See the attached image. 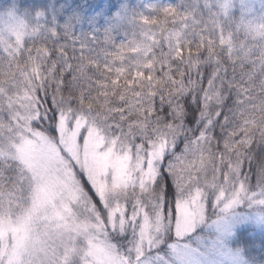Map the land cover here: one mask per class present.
<instances>
[{
  "label": "snow or ice",
  "instance_id": "obj_1",
  "mask_svg": "<svg viewBox=\"0 0 264 264\" xmlns=\"http://www.w3.org/2000/svg\"><path fill=\"white\" fill-rule=\"evenodd\" d=\"M204 7L209 13L205 30L211 26L219 33L216 43L225 51L235 72L236 62L232 59L233 39L243 33L245 45L248 37L256 42L264 40V22L257 25L245 19H231L227 0H204ZM153 8L154 6H149V10ZM161 11L166 16L180 18L174 7H164ZM40 15L42 14L37 13L38 17ZM140 20L145 21L146 17L141 15ZM61 34L66 38L65 43H59ZM148 35L152 43H155V37L151 33ZM37 37L56 44V59L46 66L47 75L41 64L51 58L53 53L46 44L37 45L35 55H32L33 49L25 47L24 38L17 35L0 47V52L7 58L10 67L22 52L28 53L30 65V70H22L20 73L23 82L17 81L13 76L7 84H0V220L7 221L11 218L12 223L23 226L24 229L17 233L15 242L12 233L0 238V248L4 249L0 253V264H91L88 255L89 240L93 244L108 247L112 255L111 264H140L145 256V248L151 249L159 245L157 237L165 225L174 231L177 238L182 239L191 235L205 221L208 194L199 185L200 169L209 158L205 153V145L210 150L213 143L216 145L218 165L211 180L206 178V184L212 188L213 206L221 212H227L244 200L264 206V156L259 163L256 162V157L252 154L253 136L248 133V126L253 121L243 119L237 124L233 120V117L239 118L243 114L251 95L250 89L242 88L236 83L235 77L227 79V68L211 51L206 67L200 65L197 55L187 83L183 78L176 82L177 98L166 99L161 96L157 104L153 97L152 111L159 119L157 127L150 134L121 133L125 136L124 140L120 139L121 134H117V143L126 146L133 158L129 187L134 191L131 198L132 211L129 212L127 189L123 190L125 198L122 203L110 202L108 193L102 198L82 167L60 146L58 125L61 120L71 128L73 122L82 115L72 110V101L65 100L62 93L65 87L72 88L78 77L92 66L85 54L86 43L74 41L70 45L67 43L71 39L70 32L65 30L57 33L53 28L42 25L38 26L35 36L28 39ZM104 40L106 43L111 42L107 32ZM77 42L81 53L80 63L73 66L65 49L72 47L75 52L74 44ZM150 47L151 44H146L144 50L147 51ZM139 49L140 45H135L133 51ZM127 50L128 46L120 45L119 54L114 56V60L124 59L123 53ZM46 83L49 85L48 89L44 87ZM53 83L56 90L50 92ZM9 87L13 89L11 93L8 91ZM41 92L45 97L43 103L38 102ZM261 124L264 125V121ZM86 131L87 128H84L79 132L78 139L81 142ZM260 132L264 135V127H260ZM129 136L131 138L127 139ZM42 137H47L56 145L60 155L68 161L66 167L71 169L70 173H61L59 176L65 185L60 191L59 199L64 200L69 207L73 206L75 200L76 205L82 203L88 211V232L84 235L74 234L55 246H46L39 235L34 236L31 231L32 224L38 221L32 209L36 206L34 189L40 181L44 164L39 155ZM33 141L35 143H31ZM252 165L255 166V187L251 184ZM146 169L150 170V174L145 178ZM110 177L111 173L109 179ZM169 180L171 187L177 192L174 210L171 207L165 208L168 201L164 197L170 193L161 192L162 185L167 187ZM193 180L196 181L194 194L187 192V184ZM136 190H139V195ZM196 197L199 199L196 200ZM193 204L196 206L192 207ZM189 207L192 212L185 218L182 212ZM18 212L22 214L16 219ZM129 227L133 229L135 238L131 254H125L121 251L118 240L115 243L110 241L109 233H118L123 237ZM41 252L44 253L43 256ZM177 255L184 264H196L189 253Z\"/></svg>",
  "mask_w": 264,
  "mask_h": 264
},
{
  "label": "rangeland",
  "instance_id": "obj_2",
  "mask_svg": "<svg viewBox=\"0 0 264 264\" xmlns=\"http://www.w3.org/2000/svg\"><path fill=\"white\" fill-rule=\"evenodd\" d=\"M0 1H3L2 8L0 7V47L12 41L17 35L23 37L25 41L30 35L36 33L38 26L42 25L44 27L49 17L52 16L51 12L48 14L39 12L42 14L39 17L37 14L35 16L28 14L30 9L27 0ZM5 1H8L9 4L5 5ZM105 1L106 3L110 2V0H98L97 5H95L101 6L100 15H98L101 17L98 19V26L94 31L92 30L97 25V16L89 15L81 23L91 28L89 32H92V34H87L88 31L81 34L80 28L74 27L78 26L80 16H61L60 19L56 17V23H54V18L51 19L50 23L54 30L61 33L67 30L70 32L71 37H74L73 39L86 43L87 49L90 46L95 49L93 46L95 43H90L92 37L102 41L99 49L100 52H103V55H99L103 59L107 57L108 63L114 66L116 72H121L120 75L124 73L123 78H116L113 82L121 79L124 84L137 85L142 80V75L148 72L145 61L154 48L158 49V53L153 54L150 61L156 60L158 57L162 61L165 60L166 49L158 47L162 34H164L163 41H169L172 47L175 48L177 41L185 33L197 28L196 23H198V20L195 19V16L199 15L196 11H190L192 9L190 7L191 1L179 0L178 5L181 6V11L178 14L180 18L173 20V23L175 20L179 21L178 28L172 30V22L162 24L160 18L150 22V26L143 25V27H139L140 29H137L136 33L132 28L128 36L129 42L124 44L128 46V50L123 53L124 59L116 61L114 56L119 54V46L122 44H115L114 42L117 41L106 43L103 33L105 29L107 33L109 30H116L118 25L124 21L125 16L120 14L118 5L109 4L104 8ZM112 3L118 2L114 1ZM227 3L229 10L236 9L239 11L236 15L239 18H245L246 21L257 25L264 22V0H227ZM80 8H83V6ZM49 11H51V8ZM96 11L97 7L90 10L91 13ZM43 16H46V19H42ZM200 26L205 30L202 23H200ZM74 32L78 36H75ZM149 33L155 37V43H152ZM256 43L264 46V40ZM146 44H151L147 51L144 50ZM135 45H140L139 51H133ZM89 51L90 54L92 49ZM0 54L3 53L0 52ZM97 61L100 68L102 70L106 68L108 74H110L111 71L104 66V61L102 59ZM111 74H114V72L112 71ZM88 104H90V101H88ZM85 111L73 122L71 128L64 120H61L58 125L60 146L78 166L82 167L102 198L105 193H108L110 202L120 201L122 203L125 198L123 190L127 189L128 210L131 212V198L134 190L129 187V182L132 179L133 158L126 146L117 143L116 136L117 134L131 132H135L137 135L150 134L155 128V121L151 120L148 115L140 117L139 120L131 118L130 121L128 117L122 115H113L103 119L91 115L93 111L89 107H86ZM84 128H87V131L81 142L78 139L79 132ZM130 138V136L127 137V139ZM120 139L124 140L125 136L121 134ZM40 144L41 151L39 155L44 164L40 181L34 189L36 206L32 211L38 217V221L32 224L31 231L34 236L39 235L46 246H55L74 234L84 235L88 232V211L82 203L76 205L75 200H73V206L69 207L64 200L59 199L60 191L65 186L59 176L61 173H70L71 169L66 167L68 161L60 155L56 145L47 137L40 138ZM206 150L207 145H205V153ZM206 165H209V163H206L200 169L199 180L200 188L208 194L205 221L199 224L191 235H187L182 239L177 238L174 231L165 225L157 237L160 241L159 245L151 249L146 247L145 256L141 259L140 264H184L177 253L191 254L196 264H264V206L244 200L240 205L229 209L227 212H221L219 208L211 203L212 188L206 184V178L211 180L215 171L213 173L209 172ZM136 167L138 168L139 165H136ZM109 173H111L110 179ZM149 174L150 170L146 169L145 178ZM195 189V180L187 184V192L194 194ZM256 190L258 191V189ZM136 194H140L139 190H136ZM176 199L177 192L175 201ZM198 199L199 197H196V200ZM175 201L173 207L170 206L173 210ZM195 206V204L192 205V207ZM7 211V206H5V212L7 213ZM116 211H119V209H116ZM191 212V207L185 208L182 215L187 218ZM21 214L22 212H18L16 219H19ZM122 219L123 216L121 215ZM23 230V226L12 223L11 218L7 221L0 220V238L12 233L13 242H15L17 233ZM134 238L135 233L131 227L128 228L123 237H120L118 233H109L110 241L115 243L118 240L120 249L125 254H131L130 249L134 243ZM6 247L7 240L4 241V248ZM3 250V248H0V253ZM40 254L41 256L44 255L43 252ZM88 255L91 258V264H111L112 262V255L108 247L102 244H93L91 240L88 241Z\"/></svg>",
  "mask_w": 264,
  "mask_h": 264
},
{
  "label": "trees",
  "instance_id": "obj_3",
  "mask_svg": "<svg viewBox=\"0 0 264 264\" xmlns=\"http://www.w3.org/2000/svg\"><path fill=\"white\" fill-rule=\"evenodd\" d=\"M84 1L86 2L83 3ZM114 1L118 3H112ZM189 1H191L190 7L192 8L190 11H196L199 15L195 16V19L198 20V23H196V30L185 33V35L177 41L175 48L172 47L169 41H163L164 34H162L158 47L166 49L167 55L166 57L164 56L165 60L162 61L161 58L158 57L156 60L150 61L153 54L158 53V49L154 48L145 61V64L148 66V72L142 75V80L139 81L137 85L124 84L121 79L113 82L116 78H123L124 73L120 75L121 72H116L114 66L108 63L107 57L103 59L99 55H103V52H100L99 49L102 41L91 38L90 43H95L93 45L95 49L90 46V48L86 49L85 54L89 57V63H91L92 66L87 68L85 74L78 77L72 88L65 87L62 96L65 100L72 101V110L78 113L86 112V107H89L90 110L93 111L91 115L103 119L105 117H112L113 115H122L128 117L129 121L131 118L139 120L140 117L148 115L151 120L155 121V127H157L156 122L159 117L152 111L153 97H155L157 104H159L161 96L166 99L177 98L176 82L183 78L187 83L188 74L194 66L193 62L197 59V55H199L200 65L206 67V61L211 51L215 58L221 61L227 68V79L231 80L235 77L237 84L242 88L250 89L251 95L248 97L244 106L243 114L240 115L239 118L233 117V120H235L237 124L243 119L253 121V123L248 126V133L253 136L252 154L256 157V162L259 163L260 158L264 156V135H261L260 132V127H264V125L261 124V122L264 121V46H260V44L253 41L251 37L247 38V44L245 45L246 38L243 33H241L239 37H235L232 41V59L236 62L234 72L233 64L229 62L225 51L220 47L219 43H216L219 33L213 30L211 26H209L207 30H203L200 26V23H202L205 27V22L209 17V13L204 7V0ZM178 2L179 0H110V2L107 3L105 1L104 8H106V5L115 4L118 5V8L122 10V12H125V19L118 25V28L113 31H108L111 42L117 41L114 43L126 44L129 42L128 36L132 28L136 33V30L140 29L139 27H143V25L150 26V22L155 21L157 18H160L162 24H169L172 22V30L178 28L179 21L175 20L173 23L175 17L171 15L166 16L161 11L164 7H174L177 12L181 11V6L178 5ZM97 3L98 0H27V5L30 9L28 14L35 16L39 12H44L45 14L49 12L52 13V16L49 15L48 22L44 25V27L48 28H53L50 23L52 18H54V23H56V17L60 19L61 16H84L81 12L83 8H87L85 16H89V10L97 5ZM2 4L3 1H0L1 8ZM7 4H9L8 1H5V5ZM52 6L54 7L52 8ZM82 6L83 8H80ZM149 6H154L153 10H149ZM50 8L51 11H49ZM214 10L215 9H213V11ZM238 12L239 11L236 9L229 10L231 19L235 21L243 19L236 16ZM141 15L146 17L145 21L140 20ZM42 19H46V16H43ZM149 19L152 20L148 21ZM96 22L97 25L94 26L92 31L98 26L99 21L97 18ZM225 27H227V25H225ZM80 30L81 34L87 33L86 31H88L87 34H92V32H89V30H91L89 27L84 26L80 28ZM55 31L61 33L60 31ZM105 33L106 29L104 30L103 36ZM74 34L78 36L75 32ZM31 36H35V34L29 37ZM28 38L24 41V46L33 49L32 55H35V47L37 45L46 44L47 47L52 50V57L41 64V67L45 69L44 74L47 75L46 66L50 65L53 59H56V44L54 42H48L40 37L31 40ZM73 38L74 37H71L70 40H67V43L72 45L74 41H78ZM65 41V36L61 34L59 43H65ZM74 47L76 48L75 52H73L72 47L65 49V51L68 53L73 66H77L80 63L79 58L81 55L79 43H75ZM90 49H92V51L89 54ZM27 56L28 53L22 52L18 59L12 62L10 67L7 58H5L3 54H0V84H7L13 76H15L17 81L23 82L20 75L21 71L30 70ZM2 58H4V60L1 61ZM96 59L99 61L102 59L104 61V66L111 71L110 74H108L106 68H104V70L100 68V64H98ZM253 61H255V64H253ZM112 71L114 74H111ZM193 75H195V73H193ZM69 80H71V77H69ZM44 87L48 89L49 85L46 83ZM55 90L56 85L53 83L50 92H55ZM8 91L11 93L13 89L9 87ZM234 93L235 88H233V94ZM44 99V94L42 92L39 93L38 102L43 103ZM88 101H90V104H88ZM228 103H231V101ZM32 106L35 107L34 104ZM111 112L112 114H110ZM193 123L195 122L193 121ZM161 126L163 125L161 124ZM206 154L209 157L207 160L209 165H206V167L209 172L213 173L218 165L215 143L212 144L210 150L207 146ZM250 170L253 174L251 184L255 187V166H250ZM161 192L170 193L169 196L164 197V200L168 201L165 207H173L176 198V190L171 187L170 180L167 187L162 185Z\"/></svg>",
  "mask_w": 264,
  "mask_h": 264
}]
</instances>
